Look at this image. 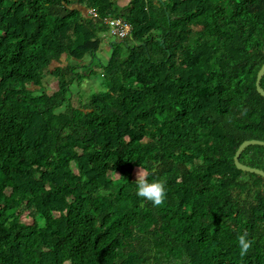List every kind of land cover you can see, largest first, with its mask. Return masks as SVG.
Listing matches in <instances>:
<instances>
[{"label":"trees","instance_id":"trees-1","mask_svg":"<svg viewBox=\"0 0 264 264\" xmlns=\"http://www.w3.org/2000/svg\"><path fill=\"white\" fill-rule=\"evenodd\" d=\"M263 64L264 0H0V264H264Z\"/></svg>","mask_w":264,"mask_h":264},{"label":"clouds","instance_id":"clouds-1","mask_svg":"<svg viewBox=\"0 0 264 264\" xmlns=\"http://www.w3.org/2000/svg\"><path fill=\"white\" fill-rule=\"evenodd\" d=\"M136 193L142 198L152 201L154 204L159 205L165 198L166 192L162 181L149 182L144 178H139L136 181ZM238 243L241 253L247 252L250 247L251 241L247 234H241L238 237Z\"/></svg>","mask_w":264,"mask_h":264},{"label":"rangeland","instance_id":"rangeland-1","mask_svg":"<svg viewBox=\"0 0 264 264\" xmlns=\"http://www.w3.org/2000/svg\"><path fill=\"white\" fill-rule=\"evenodd\" d=\"M129 0H119V2L124 5L128 2ZM116 38L113 35H108L107 38L104 41V44L101 45L100 50L98 52V56L100 57V59L106 63L107 59L110 55V47H109V42L108 41H113ZM71 63L76 64V62L74 60H70ZM50 79L46 80V84H48V81ZM101 89V85H100V80L98 78H88L86 80L83 81L82 86H81V90L82 92L88 96L90 95L92 92H96L98 90Z\"/></svg>","mask_w":264,"mask_h":264},{"label":"water","instance_id":"water-1","mask_svg":"<svg viewBox=\"0 0 264 264\" xmlns=\"http://www.w3.org/2000/svg\"><path fill=\"white\" fill-rule=\"evenodd\" d=\"M263 76H264V64H263V66L261 67V69H260V71L258 73L257 81H256L257 90L264 97V89L261 86V80H262ZM251 145H263L264 146V141H261V140H247V141H244L240 145V147L238 148V150L236 152V155L234 157L235 164H236L237 168L242 170V171L256 173V174L262 175L264 177V171L263 170L244 165V164H242L240 162V156H241L242 152L248 146H251Z\"/></svg>","mask_w":264,"mask_h":264},{"label":"built area","instance_id":"built-area-1","mask_svg":"<svg viewBox=\"0 0 264 264\" xmlns=\"http://www.w3.org/2000/svg\"><path fill=\"white\" fill-rule=\"evenodd\" d=\"M88 14L97 16V13L91 9ZM107 22L112 26V32L120 37H124L130 32V26L124 24L121 20H107Z\"/></svg>","mask_w":264,"mask_h":264}]
</instances>
